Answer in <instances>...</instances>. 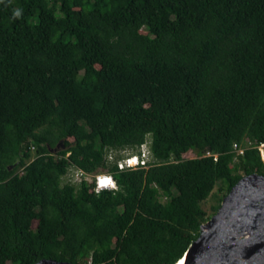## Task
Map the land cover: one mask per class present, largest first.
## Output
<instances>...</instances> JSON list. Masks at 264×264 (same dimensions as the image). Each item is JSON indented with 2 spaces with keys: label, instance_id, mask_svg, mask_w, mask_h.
Segmentation results:
<instances>
[{
  "label": "trees",
  "instance_id": "trees-1",
  "mask_svg": "<svg viewBox=\"0 0 264 264\" xmlns=\"http://www.w3.org/2000/svg\"><path fill=\"white\" fill-rule=\"evenodd\" d=\"M148 137L150 167L119 169ZM248 142L264 0H0V264H176L217 185L214 215L264 176L256 148L233 150ZM74 168L119 189L64 182Z\"/></svg>",
  "mask_w": 264,
  "mask_h": 264
},
{
  "label": "water",
  "instance_id": "water-1",
  "mask_svg": "<svg viewBox=\"0 0 264 264\" xmlns=\"http://www.w3.org/2000/svg\"><path fill=\"white\" fill-rule=\"evenodd\" d=\"M184 258V264H264L263 175L244 176L232 188ZM35 264L73 263L42 259Z\"/></svg>",
  "mask_w": 264,
  "mask_h": 264
},
{
  "label": "built area",
  "instance_id": "built-area-1",
  "mask_svg": "<svg viewBox=\"0 0 264 264\" xmlns=\"http://www.w3.org/2000/svg\"><path fill=\"white\" fill-rule=\"evenodd\" d=\"M249 148H256L259 151L260 157L262 161H264V142L256 143L248 142L246 144L234 143L233 150L237 153L238 156H244L245 152ZM203 156H213L215 160L218 159V154L213 153L211 151L206 152ZM109 158L114 159V153L111 152ZM150 160L146 157L145 152L140 154L139 152L131 153L129 155L124 156L122 159L118 161L119 169H138V168H149ZM69 181L80 184L84 181L93 182L95 185V190L97 193H101L102 191H116L119 189L116 179L114 176L108 172H98L95 174H90L85 172L80 168H74L68 174Z\"/></svg>",
  "mask_w": 264,
  "mask_h": 264
},
{
  "label": "rangeland",
  "instance_id": "rangeland-1",
  "mask_svg": "<svg viewBox=\"0 0 264 264\" xmlns=\"http://www.w3.org/2000/svg\"><path fill=\"white\" fill-rule=\"evenodd\" d=\"M148 141H149V144H150L151 143L150 137H148ZM131 153H134V152L130 151V150H124L120 154L124 157L126 155L131 154ZM63 180H64V182L68 181L69 180V176L64 177ZM219 189H220V184L217 185V187L215 188L213 195L207 201H205L203 203L204 209L207 211L208 215L211 216V217L214 216L213 206L218 204V199L223 197V195L225 193V192H221ZM162 200H163V202H165V201H168L169 199L168 198H163Z\"/></svg>",
  "mask_w": 264,
  "mask_h": 264
},
{
  "label": "clouds",
  "instance_id": "clouds-1",
  "mask_svg": "<svg viewBox=\"0 0 264 264\" xmlns=\"http://www.w3.org/2000/svg\"><path fill=\"white\" fill-rule=\"evenodd\" d=\"M14 15L19 17L21 15V10L20 9H17L15 10L14 12ZM138 152L140 154H142V152H145L146 154V157L152 161L153 159V152H152V148H151V143L149 144V141H146L138 150Z\"/></svg>",
  "mask_w": 264,
  "mask_h": 264
},
{
  "label": "bare ground",
  "instance_id": "bare-ground-1",
  "mask_svg": "<svg viewBox=\"0 0 264 264\" xmlns=\"http://www.w3.org/2000/svg\"><path fill=\"white\" fill-rule=\"evenodd\" d=\"M185 263V258L183 259H181L177 264H184Z\"/></svg>",
  "mask_w": 264,
  "mask_h": 264
}]
</instances>
